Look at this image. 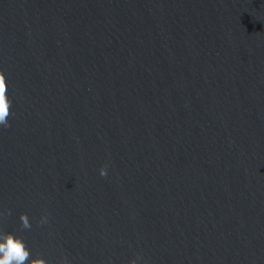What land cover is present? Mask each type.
Wrapping results in <instances>:
<instances>
[{
	"label": "water",
	"instance_id": "1",
	"mask_svg": "<svg viewBox=\"0 0 264 264\" xmlns=\"http://www.w3.org/2000/svg\"><path fill=\"white\" fill-rule=\"evenodd\" d=\"M0 71L28 264H264V0H0Z\"/></svg>",
	"mask_w": 264,
	"mask_h": 264
},
{
	"label": "clouds",
	"instance_id": "2",
	"mask_svg": "<svg viewBox=\"0 0 264 264\" xmlns=\"http://www.w3.org/2000/svg\"><path fill=\"white\" fill-rule=\"evenodd\" d=\"M13 101L9 98V84L6 75L0 71V126L10 127L9 117L12 115ZM108 166L105 165L100 169L101 176H107ZM9 215L10 210H9ZM21 229L30 230L32 227L31 220L27 213L20 215ZM48 222V216L44 215L41 224ZM30 259V249L26 246L25 241L18 237L15 233L0 231V264H28ZM142 257L133 259L131 264H138ZM30 264H48L44 258L31 259ZM61 264H70L65 258Z\"/></svg>",
	"mask_w": 264,
	"mask_h": 264
}]
</instances>
